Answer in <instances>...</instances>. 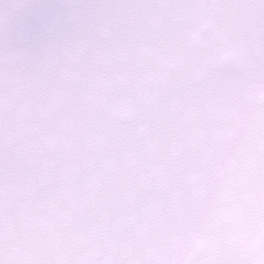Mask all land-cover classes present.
Segmentation results:
<instances>
[{
  "label": "snow or ice",
  "instance_id": "1",
  "mask_svg": "<svg viewBox=\"0 0 264 264\" xmlns=\"http://www.w3.org/2000/svg\"><path fill=\"white\" fill-rule=\"evenodd\" d=\"M0 264H264V0H0Z\"/></svg>",
  "mask_w": 264,
  "mask_h": 264
}]
</instances>
